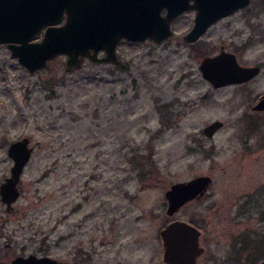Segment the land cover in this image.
Returning <instances> with one entry per match:
<instances>
[{
	"label": "rangeland",
	"instance_id": "rangeland-1",
	"mask_svg": "<svg viewBox=\"0 0 264 264\" xmlns=\"http://www.w3.org/2000/svg\"><path fill=\"white\" fill-rule=\"evenodd\" d=\"M194 17L176 19L161 43L122 39L117 63L71 70L60 55L30 73L0 43V183L10 142L27 135L34 146L12 210L0 196V264L31 252L61 264H169L159 231L177 217L201 229L203 264L264 257V111L252 109L264 93V0L187 42ZM222 45L261 72L214 86L199 63ZM214 119L224 125L208 136ZM198 174L213 178L206 193L167 214L166 190Z\"/></svg>",
	"mask_w": 264,
	"mask_h": 264
},
{
	"label": "water",
	"instance_id": "water-1",
	"mask_svg": "<svg viewBox=\"0 0 264 264\" xmlns=\"http://www.w3.org/2000/svg\"><path fill=\"white\" fill-rule=\"evenodd\" d=\"M251 0H219L202 3L195 0H0V43H7L12 55L30 72L45 68L49 61L65 55L68 70L79 68L85 59L91 62L119 61L117 46L122 39L133 42L151 40L161 43L173 35V20L196 8L192 27L185 34L187 42L198 40L218 19L249 4ZM167 10L163 12V9ZM47 25V26H46ZM46 26V27H45ZM43 32L41 39L36 36ZM202 75L214 86L241 83L261 72V64H242L233 51L222 45L219 52L205 54L199 63ZM264 111V93L252 106ZM224 125L214 119L204 126L212 136ZM34 146L24 135L10 142L8 154L13 159L10 174L0 183L1 201L12 210L21 190L19 181L31 159ZM213 178L198 174L173 182L166 190V213L173 215L185 204L202 197ZM163 260L169 264H203L201 229L184 218H174L161 229ZM9 264H61L49 254H17ZM256 264H264V257Z\"/></svg>",
	"mask_w": 264,
	"mask_h": 264
},
{
	"label": "flooded vegetation",
	"instance_id": "flooded-vegetation-1",
	"mask_svg": "<svg viewBox=\"0 0 264 264\" xmlns=\"http://www.w3.org/2000/svg\"><path fill=\"white\" fill-rule=\"evenodd\" d=\"M202 3H206V2H208V3H216V1H219V0H200ZM195 2V0H190V3H194ZM167 9L166 8H164L163 9V12H165ZM190 12H195V15H196V8H194V9H191V10H187V11H185V12H183V13H181V14H179L174 20H173V22L176 20V19H178V18H180L184 13H190ZM194 19H195V17H194ZM172 22V23H173ZM47 26V25H46ZM45 26V27H46ZM43 36V32L42 33H40L39 35H37L36 36V39H41V37ZM7 47H8V45H7V43H4ZM9 48V47H8ZM10 49V48H9ZM11 51V50H10ZM60 56V55H59ZM260 64V63H259ZM189 203V202H188ZM204 252V251H203ZM202 255V254H201ZM201 255H200V257H201ZM200 257L198 258L199 259V261H200ZM166 262V261H165ZM201 262V261H200Z\"/></svg>",
	"mask_w": 264,
	"mask_h": 264
},
{
	"label": "trees",
	"instance_id": "trees-1",
	"mask_svg": "<svg viewBox=\"0 0 264 264\" xmlns=\"http://www.w3.org/2000/svg\"><path fill=\"white\" fill-rule=\"evenodd\" d=\"M259 253L262 254L260 251H259ZM254 259H256V258H254ZM254 259L252 260V262L254 261ZM256 262H257V261H254L253 263L255 264Z\"/></svg>",
	"mask_w": 264,
	"mask_h": 264
}]
</instances>
